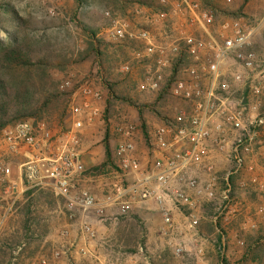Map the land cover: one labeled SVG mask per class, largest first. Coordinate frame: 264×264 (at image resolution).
Instances as JSON below:
<instances>
[{"label":"rangeland","instance_id":"rangeland-1","mask_svg":"<svg viewBox=\"0 0 264 264\" xmlns=\"http://www.w3.org/2000/svg\"><path fill=\"white\" fill-rule=\"evenodd\" d=\"M212 3L217 8H205L203 0H173L172 6H163L158 0H125L122 4L113 0H0V49L22 23L25 39L36 50L33 59L47 54L51 60L49 66L36 71L41 91L34 109L41 111L35 117L26 113L27 117L10 122L5 129L22 119H35L54 132L59 131L71 123L72 100L75 106L81 102L75 96L78 86L87 81L98 89L100 115L82 132L79 146L81 160L94 171L90 173L91 187L98 198L113 183L127 184L133 179L113 166L96 171L107 160L106 148L111 153L119 141L117 125L123 121L136 125L131 140L136 158L145 164L152 157L153 135L174 127L176 113L186 108V103L172 94L174 83L188 81L187 71L192 66L184 39L192 34L198 40H206V34L194 25L196 19L191 12L220 38L232 34L230 27L237 19L256 28L250 46L242 50L243 55H250V67L234 54L220 65L216 84L218 109L213 123H208L220 144L216 150L209 148V161L214 168L210 173L201 166H192L190 171L194 177L203 175V182L215 178L216 199L199 203L195 227H190V221L185 219L189 213L185 208H175L174 225L168 228L153 204L140 203L126 216L118 215L116 210H109L102 217L90 216L88 221L96 236L89 242L79 235L77 227H70L73 221L65 219V207L55 200L40 208V219H32L28 239L7 245L9 252L6 258H0L2 264H39L42 259L54 264H264V222L260 210L264 191V0ZM112 21L118 22V28L125 25V38L118 37ZM225 25L229 27L225 29ZM148 39L156 46L169 47V65L161 71V89L157 92H142L138 87L146 69L155 67ZM90 43L93 51H89ZM206 53L200 52L203 60ZM71 74L76 79L69 81L63 91L61 86ZM207 83L205 76L203 87ZM221 84L227 86L225 91ZM246 88L250 92L243 106L241 98ZM229 111L240 115L239 127L227 120ZM236 149L242 151L244 163L231 174L237 168ZM228 175L234 177L229 208L215 223ZM22 201L23 197L4 221L0 219V236L16 232L12 228H18L15 221L19 219ZM3 209L1 206V214ZM61 227L69 228L65 237L55 232ZM169 240L181 245L182 258L174 256ZM84 244L89 253L80 257L75 250ZM94 256L96 261L91 260Z\"/></svg>","mask_w":264,"mask_h":264},{"label":"built area","instance_id":"built-area-1","mask_svg":"<svg viewBox=\"0 0 264 264\" xmlns=\"http://www.w3.org/2000/svg\"><path fill=\"white\" fill-rule=\"evenodd\" d=\"M158 1L163 6L173 5V0ZM191 14L196 19L194 25L206 34V40H198L192 34L184 39L192 66L187 71L188 81H177L172 88L173 96L186 103V108L176 113L174 127L153 135L150 140L152 157L144 164L136 158V147L131 140L136 125L131 121H123L117 125L119 141L112 151V158L122 174L133 177L131 182L113 183L109 191L100 198L94 194L88 168L80 158L79 146L82 132L91 127L94 119L100 115L97 103L101 100V93L86 81L78 86L79 90L75 94L80 97V104L75 106L73 99L70 105L72 119L68 128L54 132L43 122L25 120L3 131L0 138V207L4 208L0 213L2 221L28 189H48L62 201L65 219L73 221L70 227H77L79 235L89 242L96 236L94 226L88 221L90 216H106L109 210H116L118 215L126 216L140 203L153 204L168 228L174 225V211L177 207L188 210L185 219L190 221V227L198 224V205L216 199V181L215 178H210L203 182L201 175L191 176L190 171L192 166H201L210 173L214 168L209 161V148L216 150L220 144L216 135L208 128V123H213L212 117L218 109L216 84L221 75L220 65L234 54L246 67H250V55H243L242 50L250 46L256 28L243 19H237L231 24L232 34L220 38L218 34L208 31L193 11ZM112 22L118 29V37L125 38L128 34L125 25L120 26V29L117 21ZM228 27L224 26L225 29ZM202 50L208 52L204 60L200 56ZM148 51L155 61V67L146 69L138 87L142 92H157L161 89V71L169 65L166 56L169 47L156 46L148 39ZM205 76L208 77V83L203 87ZM262 77L264 79V74ZM75 79L76 75L71 74L61 89L64 91L69 87V81L74 82ZM226 89L227 86L221 84V90ZM227 120L234 127L241 124L240 115L233 114L232 111H229ZM235 151L234 162L237 168L232 169L231 174L244 163L242 151ZM229 178L228 175L224 180L226 188L222 206L217 209L215 223L229 208L232 191ZM261 202L264 222V191ZM68 229L61 227L55 232L65 237ZM168 233L164 232L165 235ZM168 243L174 256L182 258L184 250L181 245L172 244V240ZM75 251L80 257L89 253L86 244ZM91 260L96 261L97 258L94 256ZM39 264L54 263L42 259Z\"/></svg>","mask_w":264,"mask_h":264},{"label":"trees","instance_id":"trees-1","mask_svg":"<svg viewBox=\"0 0 264 264\" xmlns=\"http://www.w3.org/2000/svg\"><path fill=\"white\" fill-rule=\"evenodd\" d=\"M113 1L122 4L125 0ZM203 1L206 3L204 4L205 8H217L216 4L212 3V0ZM18 24L19 27L17 28V32L13 34L9 43L0 49V134L10 122L27 117L26 113L35 117L37 113L41 111V108L34 109V105L37 101L36 96L41 91L37 82L40 77L38 78L36 71L39 67L41 69L49 66L51 63V60L46 57L47 54L44 55V58L43 56H40L36 60L33 59L36 50H34L32 44L27 42V37L25 39V36L23 35L24 24ZM89 51H93L92 43H90ZM39 52H41V50L37 51V53ZM45 58L48 59L46 60ZM180 61L182 60H179L178 62L180 63ZM175 71L176 69L174 68L173 72ZM249 92V88H246L242 93L241 104L243 106H246V104H243L245 99L246 103L248 102ZM21 121H25V119L20 120V122ZM37 121L41 120L33 119V122L37 123ZM69 126L62 129H66ZM106 159V162L96 170L97 172H100V170H103L102 168H107L109 166H113L114 169L121 172L116 161L112 158V152L110 153L108 148H106ZM93 172L94 171L90 169L87 171L89 175ZM229 179L233 184L234 177L231 176ZM107 190L109 191V187H107L106 191ZM22 197L23 201L21 206L23 205V207L20 206L21 210L18 211L19 214L17 213L19 219L15 221V223L18 224V228H12L16 229V232H5V234L0 236V258L7 257V253L9 252L6 250L7 245H10L11 247L12 243L18 239H28L27 236L32 231V219H40L39 216H41L40 214L42 212L40 208L42 206L51 205L55 200L60 203V205H63L62 201L55 197L48 189H28ZM137 220L141 223L140 219L137 218ZM20 250L23 251V248H20ZM0 264H2V261Z\"/></svg>","mask_w":264,"mask_h":264},{"label":"water","instance_id":"water-1","mask_svg":"<svg viewBox=\"0 0 264 264\" xmlns=\"http://www.w3.org/2000/svg\"><path fill=\"white\" fill-rule=\"evenodd\" d=\"M246 103V99L243 101V104H245Z\"/></svg>","mask_w":264,"mask_h":264},{"label":"crops","instance_id":"crops-1","mask_svg":"<svg viewBox=\"0 0 264 264\" xmlns=\"http://www.w3.org/2000/svg\"><path fill=\"white\" fill-rule=\"evenodd\" d=\"M199 175H201L200 173H199ZM203 175H201V177H202Z\"/></svg>","mask_w":264,"mask_h":264}]
</instances>
